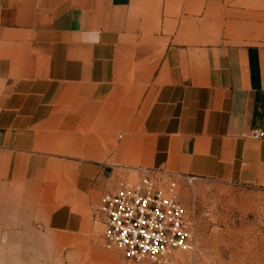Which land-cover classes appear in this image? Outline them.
Segmentation results:
<instances>
[{
    "label": "crops",
    "instance_id": "1",
    "mask_svg": "<svg viewBox=\"0 0 264 264\" xmlns=\"http://www.w3.org/2000/svg\"><path fill=\"white\" fill-rule=\"evenodd\" d=\"M140 168L264 188V0H0V264L125 263Z\"/></svg>",
    "mask_w": 264,
    "mask_h": 264
},
{
    "label": "built area",
    "instance_id": "2",
    "mask_svg": "<svg viewBox=\"0 0 264 264\" xmlns=\"http://www.w3.org/2000/svg\"><path fill=\"white\" fill-rule=\"evenodd\" d=\"M180 179L145 168L119 179L99 203L104 248L120 252L132 264H172L177 252L192 249L195 222L178 198Z\"/></svg>",
    "mask_w": 264,
    "mask_h": 264
},
{
    "label": "rangeland",
    "instance_id": "3",
    "mask_svg": "<svg viewBox=\"0 0 264 264\" xmlns=\"http://www.w3.org/2000/svg\"><path fill=\"white\" fill-rule=\"evenodd\" d=\"M178 198L195 235L193 248L177 252L172 264H264L263 187L180 179Z\"/></svg>",
    "mask_w": 264,
    "mask_h": 264
}]
</instances>
